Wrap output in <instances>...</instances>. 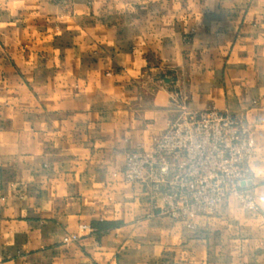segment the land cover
<instances>
[{
  "label": "crops",
  "instance_id": "obj_1",
  "mask_svg": "<svg viewBox=\"0 0 264 264\" xmlns=\"http://www.w3.org/2000/svg\"><path fill=\"white\" fill-rule=\"evenodd\" d=\"M180 103L250 129L258 210L125 180ZM0 264H264V0H0Z\"/></svg>",
  "mask_w": 264,
  "mask_h": 264
},
{
  "label": "built area",
  "instance_id": "obj_2",
  "mask_svg": "<svg viewBox=\"0 0 264 264\" xmlns=\"http://www.w3.org/2000/svg\"><path fill=\"white\" fill-rule=\"evenodd\" d=\"M179 108L178 116L153 138L150 150L125 152V180L161 196L160 214L189 227L198 216L213 214L228 197L258 210L250 166L256 139L250 129L229 111L190 110L183 103ZM79 238L66 236L64 243Z\"/></svg>",
  "mask_w": 264,
  "mask_h": 264
},
{
  "label": "rangeland",
  "instance_id": "obj_3",
  "mask_svg": "<svg viewBox=\"0 0 264 264\" xmlns=\"http://www.w3.org/2000/svg\"><path fill=\"white\" fill-rule=\"evenodd\" d=\"M252 192H253V190H252ZM254 193V192H253Z\"/></svg>",
  "mask_w": 264,
  "mask_h": 264
},
{
  "label": "water",
  "instance_id": "obj_4",
  "mask_svg": "<svg viewBox=\"0 0 264 264\" xmlns=\"http://www.w3.org/2000/svg\"><path fill=\"white\" fill-rule=\"evenodd\" d=\"M244 184V183H243Z\"/></svg>",
  "mask_w": 264,
  "mask_h": 264
}]
</instances>
